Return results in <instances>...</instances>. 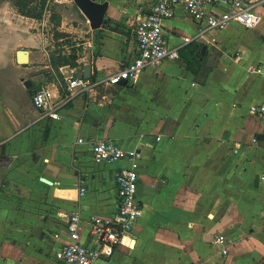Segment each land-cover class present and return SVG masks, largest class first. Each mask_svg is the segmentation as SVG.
<instances>
[{"label": "crops", "instance_id": "1", "mask_svg": "<svg viewBox=\"0 0 264 264\" xmlns=\"http://www.w3.org/2000/svg\"><path fill=\"white\" fill-rule=\"evenodd\" d=\"M107 1L105 24L92 31L74 4L55 11V25L49 9L37 20L21 15L15 0H0V264H61L54 253L69 242L72 213L81 217L80 242L96 247L87 221L117 212L116 174L129 162L95 163L79 138L142 153V216L98 264H264V2L252 29L231 24L189 44L183 39L197 26L177 6L163 32L186 59L206 48L194 71L180 56L135 82L63 103L49 75L54 33L68 35L78 55L76 68H59L63 81L86 64L93 78H105L136 54V14L156 0ZM40 86L59 105V119L34 108ZM219 234L229 243L225 255L211 245Z\"/></svg>", "mask_w": 264, "mask_h": 264}, {"label": "built area", "instance_id": "2", "mask_svg": "<svg viewBox=\"0 0 264 264\" xmlns=\"http://www.w3.org/2000/svg\"><path fill=\"white\" fill-rule=\"evenodd\" d=\"M264 0H156L141 9L135 18L133 35L136 41V54L122 68L105 78L86 80L82 75L64 77L65 95L62 102L77 96L88 95L101 86H114L123 82H135L140 73L148 68H157L164 61L179 59V49L171 47L164 35L162 22L173 16L177 6L185 9L197 26L194 37H184L183 43L189 44L203 38L207 33L221 32L235 24L244 29H252L260 21L257 7ZM72 0H47V6H63ZM214 40L212 39L211 42ZM262 74L261 68L255 70ZM32 104L41 118L59 119L58 107L44 86L38 87L32 94ZM264 107L259 108L263 112ZM79 144H85L95 163H114L127 160L129 166L116 174L117 212L110 218L90 217L87 221L88 235L94 239L96 247L80 242L81 217L78 213L65 215L69 242L63 244L54 258L61 264H98L101 257H107L120 244H123L133 225L141 218L142 208L136 197L139 174L138 162L141 151H126L112 141L94 138H79ZM85 188L79 187V194ZM211 245L222 255L228 252V241L222 235H215Z\"/></svg>", "mask_w": 264, "mask_h": 264}, {"label": "trees", "instance_id": "3", "mask_svg": "<svg viewBox=\"0 0 264 264\" xmlns=\"http://www.w3.org/2000/svg\"><path fill=\"white\" fill-rule=\"evenodd\" d=\"M15 6L21 15L29 17L32 19H41L45 10L49 9L51 11V20L55 25L60 23V18L56 14L53 7L47 6V0H15ZM54 38L59 42L56 43L53 51L49 53V67L51 72L49 73L50 77L55 78L58 83L60 90L65 94V85L63 77L59 72V68L62 66H69L70 68H76L78 66L77 60L78 55L76 54L75 46L69 40V36L64 33L55 32ZM64 46L69 48L68 53L63 52ZM184 58L181 50H179V57ZM191 60L185 59L187 69L194 71L193 65L199 61L201 56V48L196 46L194 51L191 54ZM50 78V79H51ZM91 79H94L93 77Z\"/></svg>", "mask_w": 264, "mask_h": 264}, {"label": "water", "instance_id": "4", "mask_svg": "<svg viewBox=\"0 0 264 264\" xmlns=\"http://www.w3.org/2000/svg\"><path fill=\"white\" fill-rule=\"evenodd\" d=\"M72 2L88 20L92 31L99 30L105 24V18L109 5L107 0L101 2L96 0H72ZM205 49L206 48L203 47L201 51L202 55L204 54ZM16 57L19 65L27 64L26 51L19 50ZM82 76L86 80H90L92 78V64H86L83 66ZM25 86L30 87L31 82L26 81Z\"/></svg>", "mask_w": 264, "mask_h": 264}, {"label": "rangeland", "instance_id": "5", "mask_svg": "<svg viewBox=\"0 0 264 264\" xmlns=\"http://www.w3.org/2000/svg\"><path fill=\"white\" fill-rule=\"evenodd\" d=\"M71 4H73V3H71ZM51 7H53L55 9V11H58L59 7H61V6H51Z\"/></svg>", "mask_w": 264, "mask_h": 264}]
</instances>
